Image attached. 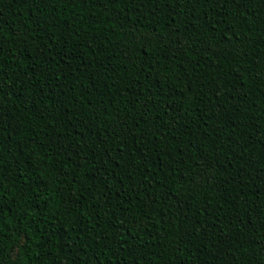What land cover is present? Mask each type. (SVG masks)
I'll return each mask as SVG.
<instances>
[{
	"label": "trees",
	"instance_id": "16d2710c",
	"mask_svg": "<svg viewBox=\"0 0 264 264\" xmlns=\"http://www.w3.org/2000/svg\"><path fill=\"white\" fill-rule=\"evenodd\" d=\"M0 264H264V0H0Z\"/></svg>",
	"mask_w": 264,
	"mask_h": 264
}]
</instances>
